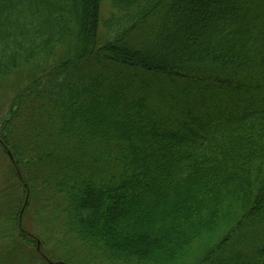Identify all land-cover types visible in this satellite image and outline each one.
Segmentation results:
<instances>
[{
  "label": "trees",
  "instance_id": "16d2710c",
  "mask_svg": "<svg viewBox=\"0 0 264 264\" xmlns=\"http://www.w3.org/2000/svg\"><path fill=\"white\" fill-rule=\"evenodd\" d=\"M103 1L0 0V239L27 264H264V0Z\"/></svg>",
  "mask_w": 264,
  "mask_h": 264
},
{
  "label": "rangeland",
  "instance_id": "374dc122",
  "mask_svg": "<svg viewBox=\"0 0 264 264\" xmlns=\"http://www.w3.org/2000/svg\"><path fill=\"white\" fill-rule=\"evenodd\" d=\"M108 11H109V4H108L107 0H104L103 4H102V16L107 15ZM3 168H4V166L0 167V190L1 189L6 190L8 188L5 181L3 180V176L6 174L4 171L5 169H3ZM6 205H7V203L3 205V199H0V217L3 214V212H6V209H7V208H5ZM10 205H13L12 209H14V210L18 209V207L15 206L16 203L14 201L12 203H10ZM10 205H8V206H10ZM20 210H21V208H20ZM53 217H54V213H52L50 211V209L49 210H43L42 213L38 214V219L40 222L45 220V222L50 223L52 221ZM33 221H34V216L32 214L25 221V226H27L31 232L38 233L43 238L46 237V235L50 233L47 228L44 229L42 227V224L38 225V224L33 223ZM53 224H54V227H53ZM3 226L7 227V230H9V231L12 230V224L10 222H5L4 219H2V220L0 219V228H2ZM51 228L54 230V233L59 232V229L57 228V225L55 223H52ZM46 244L47 245H45L44 249L46 251H48L52 247V244H49L48 241L46 242ZM36 246H39V248L41 247V245H39L38 242H37ZM14 248L15 247H13V245L10 242H7V241L0 239V258L2 256L8 255V253H10V252H16L14 254L15 255V260H13L14 262L12 260H8V261L12 262V264H27V262L24 261V257H22V256H20V254H18V249H14ZM26 248L30 252L37 251L35 249V245L34 246L30 245ZM38 263L42 264L41 262H38Z\"/></svg>",
  "mask_w": 264,
  "mask_h": 264
}]
</instances>
